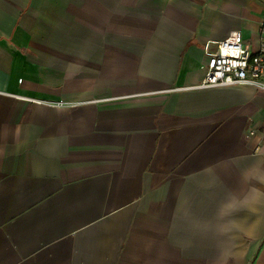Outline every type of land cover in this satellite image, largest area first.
Wrapping results in <instances>:
<instances>
[{"label": "crops", "instance_id": "0c3cea01", "mask_svg": "<svg viewBox=\"0 0 264 264\" xmlns=\"http://www.w3.org/2000/svg\"><path fill=\"white\" fill-rule=\"evenodd\" d=\"M263 22L264 0H0V264H264V94L196 88L206 43L255 50Z\"/></svg>", "mask_w": 264, "mask_h": 264}, {"label": "built area", "instance_id": "2783aa9c", "mask_svg": "<svg viewBox=\"0 0 264 264\" xmlns=\"http://www.w3.org/2000/svg\"><path fill=\"white\" fill-rule=\"evenodd\" d=\"M259 42L255 50L246 44L238 31L204 45L206 63L203 78L196 88H220L237 85L251 86L264 94V22L260 26ZM251 135H255L250 131Z\"/></svg>", "mask_w": 264, "mask_h": 264}, {"label": "clouds", "instance_id": "9594fccd", "mask_svg": "<svg viewBox=\"0 0 264 264\" xmlns=\"http://www.w3.org/2000/svg\"><path fill=\"white\" fill-rule=\"evenodd\" d=\"M230 207H232L231 204L225 205V208H230Z\"/></svg>", "mask_w": 264, "mask_h": 264}]
</instances>
